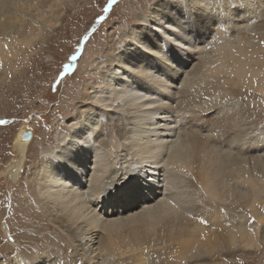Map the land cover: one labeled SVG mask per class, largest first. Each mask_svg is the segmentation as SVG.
Listing matches in <instances>:
<instances>
[{"label":"bare ground","instance_id":"obj_1","mask_svg":"<svg viewBox=\"0 0 264 264\" xmlns=\"http://www.w3.org/2000/svg\"><path fill=\"white\" fill-rule=\"evenodd\" d=\"M173 2L157 0L151 11L136 15L135 26L122 31L117 54L107 57L103 88L92 89L90 105L79 109L81 120L56 146L42 148L21 188L29 200L23 205L21 196L17 206L21 219H28L18 236L41 240L43 247L15 244L11 259L2 255L0 264H28L38 255L48 257L40 264H121L125 257L139 262L150 247L172 254V264H213L216 255L264 244V123L256 119L264 105V0L203 13L199 24L186 21ZM47 7H53L47 0H0V72L18 70L21 52L44 39L54 23ZM173 40L187 41L188 50ZM141 72L172 87L162 89ZM231 83L259 92L260 103L248 99L240 107L228 92ZM217 108L235 133L227 145L205 130L210 122L204 115ZM120 110L122 118H116ZM105 118L114 122L108 138ZM24 132L16 139L22 157L8 170L14 176L33 142L34 135L24 139ZM56 155L54 168L65 187L45 207L34 193L44 190V162ZM136 169L137 178L118 183ZM112 187L101 199V190ZM132 191L137 195L128 196ZM207 202L243 212L223 220L214 214L217 221L207 223Z\"/></svg>","mask_w":264,"mask_h":264},{"label":"rangeland","instance_id":"obj_2","mask_svg":"<svg viewBox=\"0 0 264 264\" xmlns=\"http://www.w3.org/2000/svg\"><path fill=\"white\" fill-rule=\"evenodd\" d=\"M156 1L115 0L109 7L110 0H47V4H53V7H47V11L49 10L48 18L54 23L45 28L44 39L36 40L21 52L18 70H10L6 75L0 72V121H9L7 124H0V256L11 259L9 254L15 244L32 249L43 247L41 240L23 241L22 236H18V233L25 234L24 227L28 223L27 218L22 220V213L17 206L21 196L23 205L29 200L20 193L21 188L26 185L27 180H31L34 166L42 159V148L56 146L60 136L68 132L70 124L81 120L82 113L79 109L90 105L92 89L101 88L93 85L104 78L102 75L109 66L107 57L115 56L119 51L122 31L131 30L137 23L136 15L148 12ZM105 8H109V11L105 12ZM102 16L106 19L101 20ZM117 21L120 23L112 27ZM94 24L97 26L92 29ZM89 31L88 40L85 41L84 37ZM82 45L79 61L65 73L64 66L71 61L73 55H77V49L80 50ZM96 61L101 63L96 66ZM228 92L240 102V107L246 105L248 99L259 104L262 98L256 90L242 88L239 83H231ZM177 99L179 97L175 98L176 101ZM261 107H257L259 110L256 119L259 124L264 123V105ZM119 115H115L116 118H122L121 110ZM119 120L121 119H116L115 122L119 123ZM104 125V137L108 138L114 122L105 118ZM22 131H31L34 135L33 142L27 146L23 165L17 176H14L8 170L22 157L16 147L17 135ZM214 139L216 141L217 136ZM220 203L217 206L211 202L206 203L207 208L212 210L204 218L207 223L213 218L217 221V216L223 220L234 211L238 215L243 212L235 206L232 208L231 205L229 208L226 203ZM214 214H218L215 215L216 218ZM34 228L27 226V230ZM139 256L143 257L139 258V262L136 257H125L126 260L122 259L120 263L154 264L157 259L159 263L172 264L174 261L172 254L156 247L140 252ZM213 264H264V244L249 251L216 255Z\"/></svg>","mask_w":264,"mask_h":264},{"label":"snow or ice","instance_id":"obj_3","mask_svg":"<svg viewBox=\"0 0 264 264\" xmlns=\"http://www.w3.org/2000/svg\"><path fill=\"white\" fill-rule=\"evenodd\" d=\"M115 3V0H110L111 7L112 4ZM244 6V0H174L172 7L175 8V10L186 20L191 21L193 24H199L203 20V13L207 12H215V13H223L225 8H231L234 9L236 7H243ZM153 9V7L150 8V11ZM105 12L109 11V8L104 9ZM145 18L144 14H141L138 16L139 20H143ZM101 20H105L106 17H100ZM120 22L117 21L115 24H113L112 27H116L117 24ZM222 24H219L220 26ZM169 27H172L169 25ZM179 27L173 28V33L179 32ZM191 34V33H190ZM128 36V34L126 33ZM129 37V36H128ZM85 41L88 40V37H84ZM169 39H172V36H169ZM174 43H176L178 48H181L184 51L188 50V43L185 41L184 43H180L177 40H173ZM194 46V45H193ZM80 50L77 49V52ZM71 63H68L64 66V72H69L75 62L77 61L78 57L77 55H73L71 58ZM142 77L149 80V82L155 83L158 87L162 89H169L172 87L170 85L168 80L163 79V77L157 76L155 73H148V72H141L139 73ZM100 86L103 88L104 86V78L97 80L93 87ZM81 107V105H80ZM204 119L210 122V126H207L205 128L206 131H212L222 142H224L226 145L234 139L235 133L232 130V125L228 123V119L226 114L224 113L222 108L214 109L204 115ZM9 121H0V124H7ZM87 142V141H84ZM59 157L56 155L54 157H51L47 159L44 162V190L39 191L38 194L40 197V203L42 206H50L49 202L56 199L58 195H60L61 189L65 187L64 180L56 173L54 168L55 161H58ZM143 169H149L151 168V163L146 164L142 166ZM141 172V169H136L132 171L130 174L122 175L120 181H118L119 184L125 183L130 179L137 178ZM150 180V177H148ZM109 188L107 190H101L100 196L101 199H104L106 196H108L113 189ZM128 196L132 197L137 195L136 192L132 191L127 193ZM48 258L47 256H41L38 255L36 258L31 259L28 261V264H40V261L42 259Z\"/></svg>","mask_w":264,"mask_h":264},{"label":"water","instance_id":"obj_4","mask_svg":"<svg viewBox=\"0 0 264 264\" xmlns=\"http://www.w3.org/2000/svg\"><path fill=\"white\" fill-rule=\"evenodd\" d=\"M23 138L24 139H31L32 138V132L31 131H26L23 133Z\"/></svg>","mask_w":264,"mask_h":264}]
</instances>
